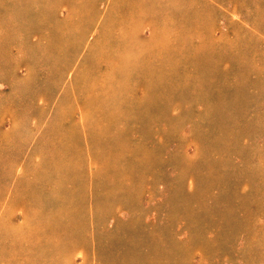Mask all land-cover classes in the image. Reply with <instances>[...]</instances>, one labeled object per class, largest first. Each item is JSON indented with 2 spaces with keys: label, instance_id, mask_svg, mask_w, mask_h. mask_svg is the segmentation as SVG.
Returning <instances> with one entry per match:
<instances>
[{
  "label": "rangeland",
  "instance_id": "obj_1",
  "mask_svg": "<svg viewBox=\"0 0 264 264\" xmlns=\"http://www.w3.org/2000/svg\"><path fill=\"white\" fill-rule=\"evenodd\" d=\"M171 1L112 0L129 8V20L143 8L170 14L157 25L184 35L165 50L160 31L147 42L113 32L101 44L78 23L51 22L53 0H0V200L12 181L17 201L44 199L51 186L58 197L72 185L64 212L38 213L48 229L21 231L25 264H66L72 253L67 264H264V0ZM132 45L154 52L130 54ZM101 62L105 86L94 91ZM73 83L91 119L137 114L130 134L114 133L111 161L94 176L103 215L95 211L86 229ZM139 87L144 104L129 100ZM162 105L163 116L151 114ZM40 127L43 159L17 177L30 129Z\"/></svg>",
  "mask_w": 264,
  "mask_h": 264
},
{
  "label": "crops",
  "instance_id": "obj_2",
  "mask_svg": "<svg viewBox=\"0 0 264 264\" xmlns=\"http://www.w3.org/2000/svg\"><path fill=\"white\" fill-rule=\"evenodd\" d=\"M197 1L199 3L198 8H201L200 4L203 0ZM204 2L206 5L208 4L209 8H212V5L209 4L206 0H204ZM168 3L171 5L174 4V6L176 5L175 0H172ZM79 7H84L83 12L80 14L78 13ZM128 9L129 8L127 7L121 8L119 4H114L112 0H53L50 9V16L51 22L63 21L64 23L73 22L80 24L83 32L85 31L88 36L93 35V37L101 41V44L102 41L104 43L106 40H108L106 39L107 37H109L108 34L113 35V32L115 33L114 38L118 40H125V38L130 37L147 42L152 41L157 35L158 31L163 33L162 36L166 41L164 45L165 50L166 48L169 49L170 47L176 48V46L180 44V41L182 39L181 36L184 34H182L179 28H175L172 26V30L168 31V28L157 25L156 20L162 22V19H164L166 20V22H169L170 18L172 19L170 14L169 16L162 15V18H158L157 16L148 13L147 10L143 8L139 12V15L129 20L128 18H130V14ZM149 15L151 16L153 21L150 20ZM114 24L117 25V28ZM110 25H112L113 27H111ZM135 39H132V41H134ZM100 49L101 47L98 46L94 51L90 50V52L93 51V53H95ZM148 49L149 47L144 48L140 45H132L129 48L130 54L138 53L140 51H147L151 55L154 51ZM154 58L153 61H156V59L154 60ZM119 67V63H115L113 65L114 69H118ZM89 68L90 67L88 66L86 69ZM108 69L109 68L107 64L102 62L99 63L98 70L102 71V73L100 72V80H98L100 82V85L97 83L98 88L96 87L94 91H98L100 88H103L105 86L104 75H106ZM77 86L78 83H73L71 86V93L73 98L71 101H73V103H76V113L74 114V117L72 116V120L75 123L74 134L77 141L76 150L81 159L83 158L82 163L78 164L77 166L79 181L82 185L80 188V197L85 204L84 213L82 214L81 212V220L79 219L78 224H81L82 226L85 225L86 229V227L89 228L88 223H90V221L92 220L91 217L95 215V211H97L96 216L99 217L100 215H103L100 213V208H97L95 206H98L99 204L101 205L100 199L102 196L100 195L101 192L98 190V187L100 186L99 182L96 179L94 180V176L99 174V169H101V167H106L107 162L111 161V156L109 153H111L112 151V146L115 145L116 138H114L113 136L114 133L118 131L122 135L126 133L130 134L129 129H131L130 127L132 125V121H134L137 114L131 115L129 113H113L110 115H105L103 119L101 117L100 119H98V117L96 116H92L91 119V117L86 115L79 105L77 96L78 94H75V92L77 93ZM138 89H135L134 95L132 97L130 96L129 100L138 101L140 102V104H144L146 102V90L142 87H139ZM143 89L145 92L143 91V93H141L140 96L142 97H138L137 95H139V92ZM57 97L58 96L53 99L51 104H54L56 106L59 102H62L60 98ZM116 100V98H113L112 100L109 98L106 101L107 104L112 102L114 105L116 104ZM124 100L127 101V98H124ZM152 111L162 116L164 115L163 105L161 108L157 107L155 111L153 110V108L152 110L150 109L151 114L153 113ZM42 129V127L38 128L37 130L36 128L30 129V131H33L29 134L27 143H25L24 145L25 150L22 161L18 163L15 170L17 177L21 176L27 162L30 163V165L28 166L35 167L36 165H39L41 159H43V155H38L36 153L37 150H35L38 146H41L42 138H44L48 134ZM108 131L110 135L106 133ZM124 144L126 145L127 143ZM43 148H45V146H43ZM105 151H108L109 157L107 158L106 155H104L103 157H99V153H105ZM31 153L32 156L30 157ZM124 166L132 167L131 161L129 163L125 162ZM127 182L129 183V185L132 183L131 177ZM12 183L13 181L10 182L7 187L6 193L0 200V229L4 230V232H2L3 238L0 242V264H25L27 258L26 255L29 251L28 248L30 245L24 240L25 233L22 234L21 231H33L35 233L37 229L41 232H44L46 229H48L51 223L47 222L46 224H44L43 220L39 218L38 213L44 212L50 214L57 211L55 207L61 206V209L64 212L65 210H63V206L67 205L68 200L67 192L69 190H72V185L68 183L63 184L62 191L64 194L58 197H54L53 193L58 192L59 187L51 186L50 188H48V192L52 191L51 194L45 196L44 199L39 198L38 201H32V199L28 197L25 200L21 199L20 201H17L16 196L12 194ZM46 199L48 200V202L46 201ZM92 203L94 204V206L92 205ZM38 205L44 208V210L46 209L47 212L37 210L36 207ZM126 215H128V213H126ZM5 230H7V233ZM11 231L15 238L14 240L10 241L7 239V236L8 232ZM86 232H88L89 236V229H87ZM22 236L24 239L22 238ZM83 242L84 233L82 235L81 244H83ZM81 244L79 242L76 243V247ZM86 244L87 245L83 247L84 250L86 248H91L89 243L86 242ZM88 249L86 251L89 253ZM62 260V262L66 264L72 263L73 253L70 258H62Z\"/></svg>",
  "mask_w": 264,
  "mask_h": 264
}]
</instances>
